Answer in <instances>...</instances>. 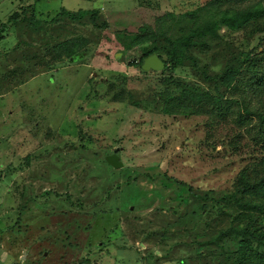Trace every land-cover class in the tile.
Returning a JSON list of instances; mask_svg holds the SVG:
<instances>
[{
    "label": "rangeland",
    "instance_id": "1",
    "mask_svg": "<svg viewBox=\"0 0 264 264\" xmlns=\"http://www.w3.org/2000/svg\"><path fill=\"white\" fill-rule=\"evenodd\" d=\"M33 1L0 0V264H264V87L259 100L245 89L264 80V12L229 31L216 0ZM28 3L96 9L97 28H34ZM143 33L154 39L131 42ZM160 38H186L196 66L140 72Z\"/></svg>",
    "mask_w": 264,
    "mask_h": 264
},
{
    "label": "trees",
    "instance_id": "2",
    "mask_svg": "<svg viewBox=\"0 0 264 264\" xmlns=\"http://www.w3.org/2000/svg\"><path fill=\"white\" fill-rule=\"evenodd\" d=\"M213 3L214 7L217 9L218 13H217V17H215V20L213 21V24L218 28H225L229 31H235L238 30L241 26H243L248 20H250L252 17L258 18L262 16V13L264 12V7H260L258 4H251V8H253L252 12H241L238 14H230V12H219V2L217 4ZM242 1H246V0H238V2H242ZM22 14V13H21ZM98 12L97 11H78L75 13H70V12H66L64 10H60L58 12V14H56L54 17H52L50 20L45 21V22H41L38 21L36 19H34V17H32V15L29 16V21L30 23L33 24L34 28H39V26L44 25H49V24H53L54 22H61L62 20H68L69 22H80L83 21L85 18H87L88 24L91 25L92 27H96L97 28V24L96 22L99 21L98 20ZM10 20L12 22H17L19 20V15L14 13L11 14L10 16ZM5 24H1L0 25V33L3 31V29H5ZM104 25V24H102ZM148 37H150L151 40L154 39V36L150 33L148 34H142V35H132L131 36V42L133 43H137V44H141L144 43V45L148 44ZM153 39H152V38ZM161 40V46L159 49L157 48H151V47H143L141 48V55L139 57V61H140V65L142 63V61L149 55L154 54L156 55V57L162 62L163 67L166 65H170L174 68L176 67H185L190 66V67H195V63L193 62V60L187 55V44H188V40L186 38H177L175 40H168V39H163L160 38ZM65 45V44H64ZM85 45V43L81 40L79 41H71L68 42V45H66L64 47L65 49V53L66 51H68L67 57L74 60L77 59L79 56H81V49L82 47ZM158 52H160V54H158ZM162 56L166 57V60H164L162 58ZM60 57V56H59ZM59 57H55V62L59 61ZM235 60L237 61L236 65H242L243 63H246L247 66H249V71L251 74H257L258 71V67L257 65V61H252L251 62V54L247 53V54H240V56H236ZM139 71L142 72L140 70V66H139ZM235 71L233 70H228V74H232ZM263 87H264V80L262 78H255V77H250L248 80H246L245 82V89L247 92L250 93V95H252L253 98L256 99H260L261 96V92H263ZM187 89H190L189 87ZM207 96V95H204ZM194 98V99H198L200 100V95H194V94H189V93H182V98ZM203 97V96H202ZM197 100V101H198ZM261 149V148H260ZM263 150V156H264V148ZM263 186H264V182H263ZM256 243L258 244H262L264 242V236L258 237V238H254V240ZM239 255V254H238ZM243 254L240 253V255L238 256V258L236 260H234V264H243ZM230 262V258L228 257L226 260V263Z\"/></svg>",
    "mask_w": 264,
    "mask_h": 264
},
{
    "label": "water",
    "instance_id": "3",
    "mask_svg": "<svg viewBox=\"0 0 264 264\" xmlns=\"http://www.w3.org/2000/svg\"><path fill=\"white\" fill-rule=\"evenodd\" d=\"M162 68V62L154 54L147 56L140 65V70L142 72H156L161 70ZM106 162L113 169L121 168V163L118 161V158L115 155L109 156L106 159Z\"/></svg>",
    "mask_w": 264,
    "mask_h": 264
},
{
    "label": "crops",
    "instance_id": "4",
    "mask_svg": "<svg viewBox=\"0 0 264 264\" xmlns=\"http://www.w3.org/2000/svg\"><path fill=\"white\" fill-rule=\"evenodd\" d=\"M34 2V4H35V2H38L37 0H34L33 1ZM29 5H25V6H27V7H30L29 8V10H30V12H32V13H30L29 14V16L30 15H32V17H34V19H36V20H38L39 21V18L38 17H41V16H45L46 14H40V15H35V13H34V11H33V7L35 6H33V5H30V3H28ZM33 6V7H32ZM60 10H63V9H59V11ZM92 10H94V11H97L96 9H91V10H85V11H92ZM58 11V12H59ZM65 11V10H64ZM16 12V11H15ZM58 12L57 13H54L53 15H51V16H48V15H46L45 16V20L44 21H41V22H45V21H48V20H50L52 17H54L56 14H58ZM67 12V11H66ZM76 12H78V11H76ZM70 13H75V12H70ZM98 14H99V12H98Z\"/></svg>",
    "mask_w": 264,
    "mask_h": 264
}]
</instances>
